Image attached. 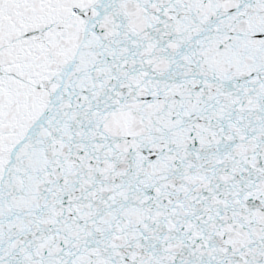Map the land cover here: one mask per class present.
Here are the masks:
<instances>
[{
    "label": "snow or ice",
    "instance_id": "obj_1",
    "mask_svg": "<svg viewBox=\"0 0 264 264\" xmlns=\"http://www.w3.org/2000/svg\"><path fill=\"white\" fill-rule=\"evenodd\" d=\"M0 264H264V0H0Z\"/></svg>",
    "mask_w": 264,
    "mask_h": 264
}]
</instances>
